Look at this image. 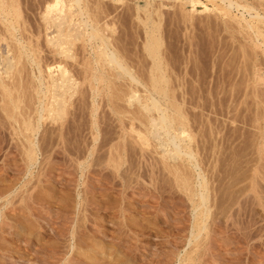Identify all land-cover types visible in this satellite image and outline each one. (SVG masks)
<instances>
[{"label": "rangeland", "instance_id": "374dc122", "mask_svg": "<svg viewBox=\"0 0 264 264\" xmlns=\"http://www.w3.org/2000/svg\"><path fill=\"white\" fill-rule=\"evenodd\" d=\"M2 1L0 73L5 57H15L16 73L0 74L10 91H0V264H264V0H81L71 20L88 26L79 22L77 32L95 27L136 83L102 62L101 41L75 42L70 60L53 53L46 41L55 28L41 18L53 0ZM57 63L78 84L58 125L45 118L52 99L39 86L44 67ZM129 91L170 116L178 110L183 125L148 136V116L127 102ZM172 136L179 140L161 147ZM175 144L185 151L172 159Z\"/></svg>", "mask_w": 264, "mask_h": 264}, {"label": "bare ground", "instance_id": "6f19581e", "mask_svg": "<svg viewBox=\"0 0 264 264\" xmlns=\"http://www.w3.org/2000/svg\"><path fill=\"white\" fill-rule=\"evenodd\" d=\"M2 0H0V2H1ZM185 1V3H188V4H191V5H194V4H196V1L197 0H184ZM222 4L223 3H225V2H228V5L230 6V5H232V4H234V3H232L231 2V0H219ZM3 2V1H2ZM198 2V1H197ZM81 3H82V1L81 0H53L52 2H50V4H48L47 6H46V9H45V11H44V13H43V16L41 17V18H43V19H45L44 21L46 22V24L47 25H45V26H48L49 28H55V32L54 33H56L54 36H52L51 38H48V40L46 41L47 42V44H49V46L51 45L54 49H51L52 50V52L55 50V52H56V54H58V55H64V58L63 59H65V58H67L68 60H70L71 59V56H73V54L70 52V48H71V46H73V44L75 43V42H77V41H80L81 40V42L82 41H85L84 39H86V38H88L89 40H95V41H101V45H100V52H101V55H102V57H103V59H104V61H102V62H106V64H108V66L109 65H111L112 66V68L113 69H115V70H121V71H123L122 73H124V74H126V76L129 78V80L131 81V82H134V83H136V82H138L136 79H135V77H133L129 72H128V70L121 64V61L120 60H118V58H117V54H115V53H113V52H110V53H108L107 52V49H108V44L106 43V41H104V38H102L100 35H99V32L97 33V30H96V28L94 29L93 27H91V28H88L87 30H90L87 34H86V36H84L83 34H81V33H78L77 32V30L78 29H80V26H79V22H77V24H73V22H72V20H71V18H72V14H73V10H71L73 7H76V8H78L77 10H78V12H77V14H79V16H80V14H82V11H83V8H82V6H81ZM6 4H8V3H5L4 4V6L6 5ZM2 5V4H1ZM148 5V4H147ZM3 6V5H2ZM8 5H6V7H7ZM10 6H11V4H10ZM8 7V8H13L14 9V7ZM228 6V7H229ZM235 6H237V7H241V8H243V9H245V10H247V11H249V10H253L252 8H251V6H249L248 7V4H246L245 6L243 5V6H241V5H238V4H236L235 3ZM234 6V7H235ZM231 7V6H230ZM237 7H235L236 9H237ZM2 8H4L5 9V7H2ZM1 8V9H2ZM7 8V9H8ZM4 9H2V10H4ZM87 9V8H86ZM225 10H228V9H225L224 8V11ZM10 11V10H9ZM15 11V10H14ZM5 12V11H4ZM3 12V13H4ZM8 13V12H7ZM76 14V15H77ZM86 14V13H85ZM256 14V13H255ZM4 15H5V13H4ZM9 15V14H8ZM7 15V16H8ZM11 15V14H10ZM16 15H17V13H16ZM6 16V15H5ZM73 17H74V15H73ZM87 17H89L90 18V16H87ZM252 17V16H251ZM255 18H261V17H259V15L258 14H256L255 16H254ZM254 17H252V18H254ZM89 18H86V19H89ZM85 19V20H86ZM87 21V20H86ZM86 21H81L80 23L83 25V23H84V25L82 26L84 29H86L87 28V22ZM5 23V22H4ZM8 23V22H7ZM14 24V23H13ZM83 28H81L82 30H83ZM2 29H3V27H2ZM11 30H12V28H11ZM49 30V29H48ZM3 32H4V30H3ZM48 33H46V35H47ZM52 34V33H51ZM5 35V34H4ZM2 37V36H1ZM7 37V36H6ZM10 37H12V36H9V38ZM14 37V36H13ZM24 37V36H23ZM94 37V38H93ZM91 38V39H90ZM4 39V38H3ZM7 39V38H6ZM11 39H13V38H11ZM88 39L86 40V41H88ZM20 40V39H19ZM7 41V40H6ZM9 43V42H8ZM25 43V42H24ZM27 43V42H26ZM4 44V43H3ZM7 44V43H6ZM19 44V43H18ZM148 45H147V50L146 51H148V54L150 53L151 55V58L153 57V55H152V53H154L155 54V52H154V50H155V40L154 39H152V38H149L148 39V43H147ZM2 45V44H1ZM12 45V44H11ZM24 45V44H23ZM83 45H84V43H83ZM9 46V45H8ZM19 46H20V44H19ZM22 46V45H21ZM29 46V45H28ZM75 46V45H74ZM47 47V46H46ZM95 47V46H94ZM9 47H7V49H8ZM13 48V47H12ZM15 48V47H14ZM17 48V47H16ZM83 48V47H82ZM19 50L21 49V48H18ZM72 49H73V47H72ZM84 49V48H83ZM9 50H11L10 48L7 50V52H8V54H9ZM18 50V51H19ZM98 50V49H97ZM5 51V50H4ZM26 51V50H25ZM3 52V51H2ZM15 52H17V51H15ZM55 52H53V53H55ZM115 52V51H114ZM4 53V52H3ZM18 53V52H17ZM27 53V52H26ZM32 53H33V51H32ZM52 53V54H53ZM71 53V54H70ZM18 54H21V52L20 53H18ZM17 54V55H18ZM68 54H70V55H68ZM14 55V54H13ZM16 55V54H15ZM14 55V56H15ZM22 55V54H21ZM21 55H19V56H21ZM24 55H25V52H24ZM23 55V56H24ZM55 55V54H54ZM58 55H56V57H58ZM1 56V55H0ZM100 56V55H99ZM99 56H98V59H99ZM2 57V56H1ZM12 57V56H11ZM61 57V56H60ZM101 57V58H102ZM155 57V56H154ZM19 58V57H18ZM34 58V57H33ZM70 58V59H69ZM3 59V58H2ZM16 59H17V57H16ZM49 59V58H48ZM66 59V60H67ZM47 59H45V61H46ZM55 60V59H54ZM38 61V60H37ZM100 61V60H99ZM18 61L16 60V63H17ZM50 62V61H49ZM63 62V61H62ZM5 63V64H4ZM20 63V62H19ZM44 63V62H43ZM66 63V62H65ZM4 64V65H3ZM32 64H33V61H32ZM35 64H37V63H35ZM48 64V63H47ZM2 73L5 75L4 77H6V79H8L9 80V78L12 76L13 77V75H15V57L12 59V60H9V58L7 59L6 57L3 59V63H2ZM67 64H65V66H66ZM105 66V65H104ZM111 66H110V68H111ZM20 67L22 68V66L20 65ZM38 67V66H37ZM41 67V66H40ZM106 67V66H105ZM29 68V67H28ZM45 69L43 70V71H45L46 73H47V80H46V82H44V83H42L41 81H39V86H45L46 88V90L50 93V99H52V101L51 102H49L48 103V101H46L47 103H48V105H46V107L45 106H43V107H45V108H42L41 107V109H44V113L46 112L47 113V117L45 116V118H47V119H49L50 118V120L51 121H53V122H55L56 124L57 123H59V124H61L60 122H61V120L63 119V117H64V115L66 114V111H67V107L69 106L70 107V103H71V100H72V98H73V96L76 94V91H77V83L75 82V81H73V79L69 76L70 74L68 73V71L64 68V66L62 65H60V64H58L57 63V65H49V66H46V67H44ZM90 68V67H89ZM20 69V68H19ZM90 70V69H89ZM93 70V69H92ZM16 71H18V70H16ZM25 71V70H24ZM94 71V70H93ZM96 71V70H95ZM19 72V71H18ZM23 72V71H22ZM30 72V71H29ZM44 72V73H45ZM84 72V71H83ZM88 72V71H87ZM86 72V73H87ZM90 72V71H89ZM2 73H0V74H2ZM33 73H35V71H33ZM41 73H42V71L40 70V68L38 67V72H37V74L39 75H41ZM96 74L98 73V71L97 72H95ZM117 73V72H116ZM26 74V73H25ZM100 74V73H99ZM118 74V73H117ZM17 75H19V73H17ZM23 75H24V73H23ZM87 75V74H86ZM90 75V74H89ZM88 75V76H89ZM116 75V74H115ZM3 76V75H2ZM42 76V75H41ZM15 77V76H14ZM17 77V76H16ZM40 77V76H39ZM92 78L91 79H93V82L94 83H100L101 81L102 82H104L103 80V77H102V75L100 76V77H95V76H91ZM20 78V77H19ZM86 78V77H85ZM15 79V78H14ZM16 79H18V78H16ZM21 79V78H20ZM89 79V78H88ZM8 80H7V82H8ZM11 80V79H10ZM9 80V81H10ZM16 81V80H15ZM26 81V80H25ZM29 81V80H28ZM38 81V80H37ZM87 81V80H86ZM86 81H85V83H86ZM152 81V83H150L151 85H152V88H153V90H154V92L156 93H158V92H160V93H162L163 95H165V91H164V88H157L156 86L157 85H161V82H163L164 81V79L162 78V77H160V78H157V77H152V79L150 80V82ZM160 82V83H159ZM165 82V81H164ZM12 83V82H11ZM22 83V82H21ZM159 83V84H158ZM5 84H6V82H5ZM4 84V82L2 81V79H1V81H0V91H3V92H5V93H7L6 94V96L7 95H9L8 93L10 92L9 91V88L6 86ZM9 84V83H8ZM16 84V83H15ZM14 83L12 84V88L13 87H15V86H13V85H15ZM18 84V83H17ZM25 84H27V83H25ZM32 84V83H31ZM104 84V83H103ZM163 84V83H162ZM11 85V84H10ZM33 85V84H32ZM99 85V84H98ZM98 85H97V87H98ZM102 85V84H101ZM43 86V87H44ZM87 86V85H86ZM90 86V85H89ZM92 86V85H91ZM19 87V86H18ZM23 87V86H22ZM25 87H28V85L27 86H25ZM32 87H35V86H32ZM93 87H94V85H93ZM150 87V86H149ZM159 87V86H158ZM16 88V87H15ZM11 89V88H10ZM21 89V88H20ZM91 89H93L92 87H91ZM95 89V88H94ZM93 89V90H94ZM97 90H98V88H96ZM94 90L93 92H95L96 94H97V90ZM100 89V88H99ZM12 90V89H11ZM23 90H25V89H23ZM152 90V91H153ZM17 91V90H16ZM27 91V90H26ZM39 91V90H38ZM41 91V90H40ZM82 91V90H81ZM85 91V90H84ZM11 92H13V91H11ZM29 92V91H28ZM43 92V91H42ZM98 92H99V90H98ZM130 93L129 94H127V102L130 104L131 103V105H132V102L134 103V102H136V103H138V105L140 106L139 107V109H140V111L142 112V113H144L145 115H147L148 117L146 118L147 119V122L145 123V125L143 124L142 126H144L145 128H146V131H147V135L149 136H153L154 137V139H155V137H159V135H158V133L160 132V131H167L166 133H167V135H170L171 136V134L169 133L171 130L173 131V130H176L177 128V126L178 127H181L183 124V122H182V118H181V115L179 114L180 112L177 110L176 112V116H170V115H168L166 112V108H169V107H166L165 109H162V103L160 104V102L159 101H157V100H155V99H153V98H149V101H146V102H143V103H141L142 102V100H139V98L138 97H136L135 96V94H136V92L134 93L133 91H129ZM18 93V92H17ZM20 93V92H19ZM26 93V92H25ZM85 93H87V92H85ZM156 93V94H157ZM0 94H1V92H0ZM3 94V93H2ZM16 94V93H15ZM23 94H24V92H23ZM30 94V93H29ZM94 94V93H93ZM5 95V94H4ZM11 95V94H10ZM26 95V94H25ZM31 95V94H30ZM81 95H83V94H81ZM88 95V94H87ZM100 95V94H99ZM159 95V94H158ZM3 96V95H2ZM5 96V97H6ZM23 96V95H22ZM42 96V95H41ZM95 96V95H94ZM17 97V96H16ZM25 97V96H24ZM29 97V96H28ZM49 97V96H48ZM82 97V96H81ZM151 97V96H150ZM20 98V97H19ZM27 98V97H26ZM6 99V98H5ZM21 99V98H20ZM47 99V98H46ZM81 99V98H80ZM171 99V98H170ZM3 100V99H2ZM85 100V99H84ZM169 100V99H168ZM16 101H18V100H16ZM23 101V100H22ZM82 101V100H81ZM93 101V100H92ZM13 102V101H12ZM18 102H20V101H18ZM17 102V103H18ZM28 102V101H27ZM74 102V101H73ZM167 102V101H166ZM169 102V101H168ZM172 102V101H171ZM46 103V104H47ZM3 104V103H2ZM5 104V103H4ZM26 104H28V103H26ZM41 104V103H40ZM82 104H83V102H82ZM81 104V105H82ZM9 105V104H8ZM14 105V104H13ZM31 105V104H30ZM30 105L28 106V107H30ZM88 105V104H87ZM93 105H94V103H93ZM127 105V104H126ZM167 105H169V103L167 104ZM17 106V105H16ZM115 106H116V104H115ZM118 106V105H117ZM172 106V105H171ZM68 107V108H69ZM97 107V106H96ZM174 107V106H173ZM178 107V106H177ZM176 107V108H177ZM4 108H5V106H4ZM7 108H9V107H7ZM116 108V107H115ZM175 108V107H174ZM176 108H175V110H176ZM3 109V108H2ZM16 109V108H15ZM29 109V108H28ZM83 109H84V107H83ZM132 109V108H131ZM179 109V108H178ZM5 110H7V109H5ZM4 110V111H5ZM11 110V109H10ZM25 110V109H24ZM114 110V109H113ZM180 110V109H179ZM28 111V110H27ZM26 111V112H27ZM42 111V110H41ZM120 111V110H119ZM118 110L116 111V114L117 115H121V112H119ZM122 111V110H121ZM135 111V110H134ZM5 112H7V111H5ZM11 111H9V113H10ZM15 112V111H14ZM43 112V111H42ZM94 112H96V111H92L91 113H92V126H93V131L95 132V133H97V128H96V124H95V122H94V118H95V113ZM127 112V111H126ZM136 112V111H135ZM155 112H159V115H158V117L156 118H153L154 116H152V113H155ZM38 113V112H37ZM132 113V112H131ZM15 114H16V112H15ZM22 114V113H21ZM7 115V114H6ZM23 115V114H22ZM67 115V114H66ZM133 115V114H132ZM138 115V114H137ZM140 115H142L141 113H140ZM135 116V115H134ZM133 116V117H134ZM22 118H24V121H25V117H22ZM28 118H30V117H28ZM33 118V117H32ZM37 118V117H36ZM72 118V117H71ZM74 118V117H73ZM125 118H127V116L125 117ZM125 118H124V120H125ZM136 118V117H135ZM19 119H21V118H19ZM18 119V120H19ZM41 119H42V117H41ZM46 119V120H47ZM96 119V118H95ZM128 119V118H127ZM131 119V118H130ZM139 119V118H138ZM43 120V119H42ZM73 120H75V119H73ZM120 120V119H119ZM123 120V119H122ZM132 120V119H131ZM140 120V119H139ZM13 121H14V119H13ZM16 121V120H15ZM26 121H27V119H26ZM34 121V120H33ZM39 121H40V117H39ZM71 121V120H70ZM134 121V120H133ZM136 121H137V119H136ZM143 121V120H142ZM141 121V122H142ZM6 122V121H5ZM22 122V121H21ZM53 122H52V125H53ZM63 122V121H62ZM123 122V121H122ZM140 122V123H141ZM44 123V122H43ZM54 123V124H55ZM131 123V122H130ZM142 123H144V122H142ZM20 124V123H19ZM24 124H25V126L26 127H28L29 128V126H30V122L28 121V122H24ZM68 124V123H67ZM129 124V123H128ZM132 124V123H131ZM38 125V124H37ZM58 125V124H57ZM64 125V124H63ZM71 125V124H70ZM34 126V125H33ZM62 126V125H61ZM134 126H135V124H134ZM22 127V126H21ZM59 127H60V125H59ZM71 127H72V125H71ZM128 127V126H127ZM126 127V128H127ZM31 128H32V125H31ZM35 128V127H34ZM38 128V127H37ZM37 128H35L34 129V131H36V129ZM62 128V127H61ZM61 128L59 129V133H61L60 131H61ZM92 128V127H91ZM131 128V127H130ZM136 128V127H135ZM22 129V128H21ZM30 129V128H29ZM69 129V128H68ZM120 129V128H119ZM38 130V129H37ZM46 130H47V128H46ZM52 130V129H51ZM53 130H54V128H53ZM99 130V129H98ZM133 130V129H132ZM132 130H130V132L132 131ZM180 130V129H179ZM178 130V131H179ZM28 131V130H27ZM43 131V130H42ZM66 131V130H65ZM93 131H91V132H93ZM164 131H163V133H164ZM31 132V131H30ZM37 132V131H36ZM44 132V131H43ZM46 132V131H45ZM49 132L50 131H48V135H50L49 134ZM57 132V131H56ZM63 132V131H62ZM67 132V131H66ZM90 132V133H91ZM132 132H134L135 133V131L133 130ZM182 132H185V131H183L182 129L180 130V132L179 133H182ZM20 133H21V131H20ZM24 133V132H23ZM54 133V132H53ZM177 132H175V134H176ZM179 133H177V136L179 135ZM32 134V133H31ZM31 134H30V136H31ZM42 134V133H41ZM63 134V133H62ZM72 134V133H71ZM94 134V133H93ZM141 133L140 132H138L137 131V134L135 135V136H137V139L140 141V143H141V146L142 145H144V146H147L146 144H147V141H148V139H147V137H144L142 134V136L140 135ZM44 135V134H43ZM66 135H68V134H66ZM125 135V134H124ZM133 135V134H132ZM45 136V135H44ZM169 136V137H170ZM177 136H174L176 139H178L177 138ZM52 137V136H51ZM173 136L171 137V138H169L167 141H165L164 140V142H161V147H164V148H168V146H170V145H173V144H170L171 142H176V139L174 138ZM28 138V137H27ZM42 138V137H41ZM44 138V137H43ZM42 138V139H43ZM67 138V137H66ZM65 138V139H66ZM96 138V137H95ZM120 138V137H119ZM181 138H183V137H181ZM187 138V137H186ZM104 139V138H103ZM105 139H106V137H105ZM157 139H159V138H157ZM94 140H96V139H94ZM156 140V139H155ZM179 140V139H178ZM29 141V140H28ZM105 142H107V141H105ZM104 142V143H105ZM119 142V141H118ZM158 142V141H157ZM160 142V141H159ZM32 143V142H31ZM103 143V142H102ZM101 143V144H102ZM120 143V142H119ZM106 144V143H105ZM126 144V143H125ZM64 145V144H63ZM103 145V144H102ZM115 145V144H114ZM117 145V144H116ZM115 145V146H116ZM149 145V144H148ZM58 146V145H57ZM61 146V145H60ZM65 146V145H64ZM143 146V147H144ZM150 146H151V144H150ZM104 147V146H103ZM113 147V146H112ZM119 147H120V145H119ZM186 147V146H185ZM32 147L30 146V149H31ZM66 148V147H65ZM97 148V147H96ZM102 148V147H101ZM116 148V147H115ZM147 148V147H146ZM174 148V150H173V152H172V154H170L171 156H173L174 158H172V159H175V157L177 158H179V157H181V155L183 154V151H185V150H182L181 149V147H179L177 144H175V146L173 147ZM30 149H28V150H30ZM100 149V148H99ZM114 149V148H113ZM117 149V148H116ZM148 149V148H147ZM163 149V148H162ZM97 150V149H96ZM120 150V149H119ZM128 150H130V149H128ZM135 150V149H134ZM118 151V150H117ZM165 151H168L167 149L165 150ZM29 152V151H28ZM27 152V153H28ZM30 152H31V154H32V151L30 150ZM29 152V153H30ZM170 151H168V153H169ZM29 153H28V155H29ZM96 153H101V152H97L96 151ZM115 153H117V152H115ZM131 153V152H130ZM162 153H163V151H162ZM167 153V155H169ZM102 154V153H101ZM118 154V153H117ZM117 154L115 155V158H116V156H117ZM174 154V155H173ZM188 156V158H189V160H192V156L191 155H189L188 153H185L184 152V156ZM30 156V155H29ZM96 156V155H95ZM109 156V155H108ZM97 157V156H96ZM111 157H112V155H111ZM118 157V156H117ZM168 157V156H167ZM166 157V154H165V156H163V159L162 160H164V162L163 163H165V160L166 161H168V158ZM98 158H99V156H98ZM100 158H101V156H100ZM99 158V159H100ZM114 158V159H115ZM119 158V157H118ZM194 158V157H193ZM110 160H109V162L112 160L111 158H109ZM113 159V160H114ZM117 159V158H116ZM120 159V158H119ZM170 159V158H169ZM112 160V162H114ZM116 161V160H115ZM157 161V160H156ZM153 162V161H152ZM119 163V162H118ZM117 163V164H118ZM162 163V162H161ZM117 164H115V165H117ZM153 164V163H152ZM157 164V163H156ZM166 164V163H165ZM160 165V164H159ZM164 165V164H163ZM169 166V165H168ZM167 166V167H168ZM180 166L181 165H179V168H180ZM115 167V166H114ZM166 167V166H165ZM166 167V169H168ZM193 167V166H192ZM197 167V166H196ZM118 168V167H117ZM173 168V167H172ZM163 169V168H162ZM165 169V170H166ZM194 169V168H193ZM181 173H183L182 171H181ZM184 175V174H183ZM181 177V176H180ZM183 177V176H182ZM185 177V176H184ZM182 179V178H181ZM129 180V179H128ZM183 180V179H182ZM127 181V180H126ZM183 182V185H186V183L187 182H185V179L182 181ZM185 183V184H184ZM180 184H181V180H180ZM190 186H191V184H189ZM187 187H189L188 185H186ZM199 186L200 185H198V188H199ZM203 187V184L200 186V188H202ZM184 188V187H183ZM205 189V188H204ZM185 190H187V189H185ZM189 190V189H188ZM190 192H191V190H190ZM191 194V193H190ZM206 195L204 196V194L202 193V195L199 197V204H204V201L206 200ZM26 199V198H25ZM32 200H33V198H31ZM35 199V198H34ZM206 202V201H205ZM200 206V205H199ZM203 206H205V205H203ZM201 208H203V207H201ZM197 211H198V207L197 208H195ZM203 210V209H202ZM203 214V212H201L200 213V215H202ZM203 217V216H202ZM205 217V216H204ZM199 224H200V222H199ZM198 224V225H199ZM202 224V223H201ZM201 224H200V226H201ZM198 227V226H197ZM197 229V228H196ZM201 230H202V227H199L198 228V230L197 231H199V232H201ZM195 233H197V232H195ZM195 238H197V237H195ZM93 252H95V251H93Z\"/></svg>", "mask_w": 264, "mask_h": 264}]
</instances>
